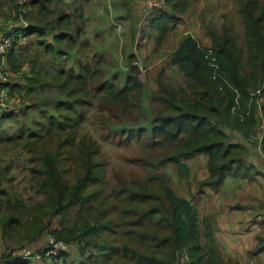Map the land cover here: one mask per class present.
<instances>
[{"label": "trees", "instance_id": "16d2710c", "mask_svg": "<svg viewBox=\"0 0 264 264\" xmlns=\"http://www.w3.org/2000/svg\"><path fill=\"white\" fill-rule=\"evenodd\" d=\"M54 2L63 0H27V13L36 3L42 11L46 3ZM165 2L170 10H155L149 20L157 32L158 46L192 4V0ZM236 2L240 40L227 17L220 32L211 24L207 26L209 46H202L190 34L182 36L166 64L168 72L183 76L184 83L170 85L159 76L158 87L148 98L156 106L149 107L147 114L140 101L143 85L136 64L129 62V70L120 80L116 75L106 77L97 63L83 61L81 49L89 46L88 40H79L84 33V14L75 12V18L68 10L37 23L25 13V25L3 32L12 38L4 58L12 72L6 85L12 108L0 109V128L8 118L20 123L4 140L33 154L31 160L39 166L31 168L47 201L27 208L22 198L8 194L2 182L9 178L0 170L1 239L31 241L47 230L69 247L77 245V264H223L209 234L203 233L206 241L201 240L195 203L171 187L161 167L172 164L179 177H187L188 161L204 154L208 176L199 186L217 189L231 166L241 164L244 152L243 144L233 141L228 131L252 139L251 132L259 122L258 110L264 116V101L259 109L257 98L250 95L258 87L264 90V0ZM10 14L19 16L16 4ZM73 18L80 20L78 24H72ZM2 24L0 15V27ZM34 35L51 57L49 67L35 60L24 66L14 62L19 55L18 42ZM73 46H78L75 51ZM235 89L240 100L237 111L242 116L231 111ZM93 99L96 108L103 111L98 120L102 131L119 130L124 142L141 148L140 156L131 161L140 165V175L119 176L109 184L100 143L91 135L77 136V127L95 106ZM114 116L121 119L120 128L111 124ZM120 132L114 135L120 137ZM65 162H73L71 177ZM74 206L77 218L64 223L66 212ZM57 215L62 216L61 222L51 227V217ZM20 248L3 249L0 264H31L33 261L18 255ZM69 256L70 248L51 263H33L66 264Z\"/></svg>", "mask_w": 264, "mask_h": 264}, {"label": "rangeland", "instance_id": "374dc122", "mask_svg": "<svg viewBox=\"0 0 264 264\" xmlns=\"http://www.w3.org/2000/svg\"><path fill=\"white\" fill-rule=\"evenodd\" d=\"M228 1L232 2L233 10L230 13L231 15H229L230 17H228L227 23H230L233 32L239 34L240 40V37L242 36V28L240 25V15L237 12V2L236 0ZM0 3H5L6 5L9 4V6L14 7V0H0ZM79 4L81 5V13L77 11ZM45 6L46 9L39 11L38 4L36 3L32 7V11L27 13L26 16L30 17L34 22L44 23L54 19L57 14H61V12L64 13L68 10L74 13L75 18L76 13L81 15L84 14V16L82 15V17L85 18V20H83L84 27H82L84 33L79 40H88L89 46H85L81 49L83 61H89L91 64L97 63L106 77L116 75L120 80H123L126 71L129 70V62H133V64L137 65V76L139 80L142 81L143 85L140 101L142 109L146 111V114L149 111V107L154 109L156 106V103L149 102L148 98L158 87V81L163 78V80L170 82V85L184 83L183 76L179 72L172 71V74L167 75V72L170 71V67L166 64L167 59L163 58V56L166 52L172 49V44L169 43L168 38L165 40L164 45L158 46L155 44V36L157 32L149 25V20L155 13V10L148 13L146 19L143 17L144 19L139 21L133 12L131 13V9L129 8L130 5L127 0H103L101 2H98V0H63L61 3H46ZM158 10L170 9L169 6L166 5L164 9ZM212 11L214 10L212 9ZM129 13L131 14L129 15ZM0 15L3 20V24L0 27L1 34H3V32L5 33L7 30H12L10 23L15 27V24H18L19 26L24 22H27V18L24 16L13 18L10 13L9 15L4 14L2 10H0ZM75 18L72 19V24H78L77 22L80 21L79 19L75 20ZM97 19H99L98 22H96ZM138 21L139 23H137ZM201 24L205 29L209 25H206L203 22ZM210 24L214 27L215 31L220 32L222 30L221 24ZM177 28L176 25L174 29ZM178 30L179 28L177 31L174 32L173 30L170 33L176 35ZM181 30L182 29H180V32ZM80 41H78V44ZM18 43L20 45L16 48L19 47V55L14 59L15 64L24 66L25 63H31L35 60L45 67L52 65L49 53L43 52L44 50L42 47L36 43L35 35L22 38ZM77 47L78 46H73L72 51H75ZM130 53L135 54L133 58L128 57ZM38 57L40 61L37 60ZM159 76H161L160 80H158ZM256 89L251 90L250 95ZM43 95L46 101L50 100L46 93ZM92 103L95 104V106L90 107L85 121L77 127L76 134L77 136L91 135L100 143L101 149L107 160L106 175L109 184L114 183L116 177L119 176H129L130 174L140 175L142 173V170L139 167L140 165L131 161L133 158L140 156L141 148L136 143L127 144L124 142L122 140V132L119 130L116 131L120 132V137L114 135L116 132L115 130L110 129V133L102 131L98 120H101L103 111H101L100 108H96L98 104L95 102V99H93ZM104 112L108 113L107 110ZM116 113L117 112H114L112 115ZM95 116L100 119H97ZM2 123L4 124L2 128H5V132L0 128V170H2L7 178H9V180L4 179L2 184L8 190V194L22 198L20 200H22L27 208H33L36 206L40 207L42 204L44 205L46 203L45 200L47 201V199L45 195L39 191L40 186L37 182L36 174H34L31 168L34 166L38 167L39 164L37 161L31 160L32 153L4 140L7 136L6 133L13 134L16 132L20 123H15V120L12 118H8L5 122L2 121ZM121 123V119L114 116L111 124L120 128V126L117 125ZM256 127L257 126H255L254 129ZM6 165H8V167H6ZM235 166L236 165H232L231 167ZM65 167L68 169L67 176L71 177L73 162H65ZM233 170L234 168L231 169L230 172H233ZM161 171L165 172L169 177V184L178 194L184 192V190L180 191L177 188L179 185L178 174L172 164H167L164 167H161ZM77 214V206L68 209L65 215L67 222L64 221V223L71 222L74 217L77 218ZM83 216L84 212H81L80 217L82 218ZM61 219V215L52 216L50 226H59ZM43 221L46 222L44 219ZM47 233V230H45L42 234H39V236L31 241H13L10 238L4 241L3 239H0V242L1 240L4 241L2 243L4 246L0 245V253L8 246L20 248L23 245H29L32 249L38 248L44 244ZM204 238L205 236L202 238V242H205ZM69 248V257H71V259H67L66 264H77L80 258V256H78L79 253L76 250L77 245L70 244ZM31 264L34 263L31 262Z\"/></svg>", "mask_w": 264, "mask_h": 264}, {"label": "crops", "instance_id": "0c3cea01", "mask_svg": "<svg viewBox=\"0 0 264 264\" xmlns=\"http://www.w3.org/2000/svg\"><path fill=\"white\" fill-rule=\"evenodd\" d=\"M127 1L131 13L133 12L137 20L146 19L147 15L143 13L145 0ZM0 7V10L8 15L13 9L5 3H0ZM232 10V2L228 0H192V4L182 14V20L177 24L179 28L177 34H168L172 49L166 52L163 58L167 59L168 54L186 34L195 37L202 46H209L210 37L201 23L223 24L226 17H230ZM25 24L26 22L19 26ZM12 25L10 23L12 30L18 27V24H15V27ZM177 29H174V32ZM11 108L12 106L3 110L10 111ZM258 117L260 123L262 119L264 121V116L259 110ZM228 133L233 141L244 146L241 164L231 168H234L233 172L230 170L224 176L217 189L205 185L200 187L199 183L208 176L207 156L196 155L188 161L189 175L177 176L179 184L177 188L185 192L179 193L180 195L191 198L195 203L202 232L201 240L204 237L203 233L209 234L223 264H264V139H260L264 128L259 126L258 130H252V139L249 140L242 139L234 130H229ZM2 243L1 240L0 245L4 246Z\"/></svg>", "mask_w": 264, "mask_h": 264}, {"label": "built area", "instance_id": "2783aa9c", "mask_svg": "<svg viewBox=\"0 0 264 264\" xmlns=\"http://www.w3.org/2000/svg\"><path fill=\"white\" fill-rule=\"evenodd\" d=\"M145 11L144 14L148 15L153 10L164 9L167 5L165 0H145ZM17 10L19 15H23L28 11L27 0H15ZM12 46V38L6 34L0 33V109L9 108L11 106L10 93L9 89L6 86L12 72L9 71V68L6 66V61L4 58L6 54L10 51ZM210 52H208L209 54ZM211 65H214L213 62H210ZM235 99L234 104L231 107V111L238 116H242L241 113L237 111L240 106L239 93L235 89ZM251 96L257 98V107L260 109L261 101H264V90L263 87L256 89L251 93ZM262 115V114H261ZM264 128V121L257 124L255 129L258 130V127ZM260 129V128H259ZM264 139V133L261 134V138ZM69 248V243L65 240L57 238L52 233L46 234L45 242L40 248L32 249L29 246H23L20 248L18 255L24 259H30L36 263H51L56 260L63 252L67 251Z\"/></svg>", "mask_w": 264, "mask_h": 264}]
</instances>
